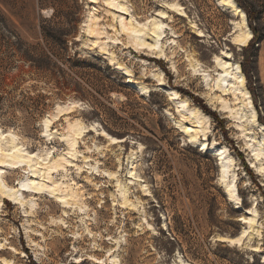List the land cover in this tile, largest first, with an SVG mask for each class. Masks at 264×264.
Wrapping results in <instances>:
<instances>
[{"label": "rangeland", "instance_id": "374dc122", "mask_svg": "<svg viewBox=\"0 0 264 264\" xmlns=\"http://www.w3.org/2000/svg\"><path fill=\"white\" fill-rule=\"evenodd\" d=\"M232 1L244 24L221 0H0V160L24 161L0 165V264H264V0Z\"/></svg>", "mask_w": 264, "mask_h": 264}, {"label": "bare ground", "instance_id": "6f19581e", "mask_svg": "<svg viewBox=\"0 0 264 264\" xmlns=\"http://www.w3.org/2000/svg\"><path fill=\"white\" fill-rule=\"evenodd\" d=\"M219 5L221 7L226 8L228 11H230L233 14V16L241 18V21H242L243 24L245 23V18L246 17H245L244 12L232 0H221ZM118 8L120 10H122V11H126L123 7H119L118 6ZM169 8L171 9V12L181 16L182 18H186L187 17L184 9L181 6H179L177 4H174V5H169ZM193 28H194L195 31H197L199 34H201L199 29H197L196 27H193ZM129 29H130V27H129ZM162 33L163 32L159 31V33H157L158 37L159 36L161 37ZM251 40H252L251 33L248 32V31H244V32H240V34L236 37V39H234V42L237 43V45L240 46V47H245V46H247V44ZM148 49L154 50V45H151V46L148 45ZM101 52H102V54L107 55L106 52H104V51H101ZM115 69L117 71H121V72H128V71H126L125 68H123L121 66H118ZM129 76L130 75L128 74V77ZM240 83L242 85L243 81L241 80ZM125 84L127 86L131 87V88H135L137 90V92H139L141 95H146V94L156 90L154 88L150 89L148 87H142V86L136 84L135 82L131 81L130 79H127L125 81ZM169 96H171V97L174 96V97L177 98L178 94H176L174 91H170ZM196 110L195 109L194 110L193 109H188L187 111H188L189 114H193V116L196 117L197 115H200L199 111L197 110L198 111L197 112ZM49 123H50V121L48 119H45L43 121V125H42L43 134H45L47 132V127H48ZM195 128H197V127H195ZM186 131H187V129H186ZM200 132L205 134V131L198 129V131L195 132L196 133L195 135H191L189 137V139L187 141V144L188 145H196L197 142H196L195 137ZM7 135H9V134H1L0 133V140L4 136H7ZM101 136L106 138L111 144H118V143H122L123 142V140H117L115 138H110L105 132H102ZM213 146L214 145L212 144V148H213ZM208 147H210V145H208L206 147V143L201 144L200 147H199V152H201V153L206 152L207 153L208 152ZM7 151L9 153H11L12 155H14L15 153L20 152V150L18 148V145L15 144L14 141L12 142L11 147ZM215 153H216V156L218 158V161L221 163V165L223 167V169L221 171V176H220V179H221L226 174V172H225L226 165L224 164L225 160H227V157H226V154H225L226 153V149H219V150L217 149ZM26 156H27V159H28V163H32L33 158H34L33 154L29 153V154H26ZM258 159H259V154H256L255 155V160L259 161ZM23 163H24L23 157L20 158V157H17V156L13 157L10 162H6L5 160H2V159L0 160V165L1 164H3V165L7 164L10 168H13V169H15L16 166L21 165ZM48 165H49V167H47L48 173L57 172L60 168H63L62 164L59 161H53L52 163L50 162V163H48ZM218 165H220V164L218 163ZM219 173H220V171H219ZM48 179L50 180L49 175H48ZM50 182H51V184H50L49 188L52 189L53 192H58L60 194H64L63 197H61V200L63 201L64 205H66V206H68V205H76L84 197V194L80 191V189L78 187H76V185L74 183L69 185V184L58 183V182L56 183V182H53L51 180H50ZM43 188H46V186L45 185H40V184L39 185H35V187L33 188L35 190L34 194L35 195H40L39 194V192L41 191L40 189H43ZM224 193L229 197V199L232 200V202L238 200V198L236 197V195H235V193L233 191L232 184H228V185L224 186ZM63 208H66V207H63ZM240 221L243 222L242 223L243 225L246 224V223H249L247 221V219H241ZM233 241H236V239L231 240V243Z\"/></svg>", "mask_w": 264, "mask_h": 264}, {"label": "trees", "instance_id": "16d2710c", "mask_svg": "<svg viewBox=\"0 0 264 264\" xmlns=\"http://www.w3.org/2000/svg\"><path fill=\"white\" fill-rule=\"evenodd\" d=\"M58 32H60V31H58ZM45 37H46L45 38L46 40H49V42H51L54 45H57L58 42L61 43L60 41H58V38L56 36H52V35L48 34ZM61 44H63V43H61ZM38 50H39L38 46H29L28 48L26 47V48H24V50H22L23 57L27 61H29L34 68H37L41 71L48 70L46 68V66H44L45 64H48V62H49L47 59L40 57L38 60H36L34 58L33 54L36 53ZM38 62L43 63V65L38 66L37 65ZM193 99H194V101L196 100L195 98H193ZM202 109L207 111L206 108H202Z\"/></svg>", "mask_w": 264, "mask_h": 264}, {"label": "snow or ice", "instance_id": "6c2138e0", "mask_svg": "<svg viewBox=\"0 0 264 264\" xmlns=\"http://www.w3.org/2000/svg\"><path fill=\"white\" fill-rule=\"evenodd\" d=\"M41 191H44V190H46V189H40ZM234 243L236 242V241H233Z\"/></svg>", "mask_w": 264, "mask_h": 264}]
</instances>
